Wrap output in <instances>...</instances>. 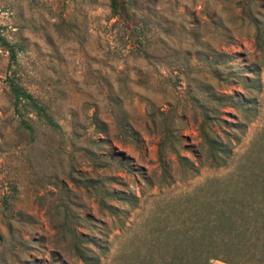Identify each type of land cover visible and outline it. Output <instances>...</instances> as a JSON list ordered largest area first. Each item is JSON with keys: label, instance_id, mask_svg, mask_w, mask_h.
<instances>
[{"label": "rangeland", "instance_id": "374dc122", "mask_svg": "<svg viewBox=\"0 0 264 264\" xmlns=\"http://www.w3.org/2000/svg\"><path fill=\"white\" fill-rule=\"evenodd\" d=\"M243 1L264 22V0ZM126 5L141 45L109 0H0V33L21 48L12 63L0 46V264H83L77 236L99 244L83 243L100 264H142L147 252L152 264H187L173 242L197 186L258 153L264 50L237 1ZM9 75L58 126L22 104L17 113ZM202 122L230 149L225 164L207 157Z\"/></svg>", "mask_w": 264, "mask_h": 264}, {"label": "trees", "instance_id": "16d2710c", "mask_svg": "<svg viewBox=\"0 0 264 264\" xmlns=\"http://www.w3.org/2000/svg\"><path fill=\"white\" fill-rule=\"evenodd\" d=\"M236 1L255 29V44L264 50V22L258 17L257 12L253 11L250 1H247L248 3L241 2L242 0ZM109 8L112 18L122 20L124 23L132 22L131 32L136 35L135 40L138 45H141V29L144 26L138 24L139 21H134L127 10L126 0H109ZM0 46L9 53L10 61L15 62L20 46L7 41L1 33ZM7 81L18 114L22 104L44 123L52 127L58 126L48 107L27 91L16 76H7ZM213 98L221 99L219 94H215ZM19 119L22 126L33 131V126L24 118L20 116ZM204 125L202 122L199 131L206 146L207 157L214 165L225 164L230 149ZM127 130L137 141L138 133L132 128ZM252 145L254 151H258L257 155L254 157L253 152H248L238 172L206 179L197 186L196 189L202 192V199L198 201L199 204L188 208V227L186 230L176 229L173 242L180 252L188 251L187 264H211L213 260L227 264L264 263V132L262 138L254 141ZM158 160L161 164L164 163V150L161 145L158 146ZM113 195L118 200L134 204L127 194L116 192ZM115 210L114 208L112 213H115ZM237 221L238 241L235 232ZM85 241L100 248L95 240H84L77 236L73 242L76 256L83 264H100V256L94 255L91 248L83 244ZM169 244L168 239H160L158 242V246ZM142 261V264H152V253L147 252ZM161 263L167 264V262Z\"/></svg>", "mask_w": 264, "mask_h": 264}, {"label": "crops", "instance_id": "0c3cea01", "mask_svg": "<svg viewBox=\"0 0 264 264\" xmlns=\"http://www.w3.org/2000/svg\"><path fill=\"white\" fill-rule=\"evenodd\" d=\"M211 264H227V263L222 262V261H220V260H214V261H212Z\"/></svg>", "mask_w": 264, "mask_h": 264}]
</instances>
